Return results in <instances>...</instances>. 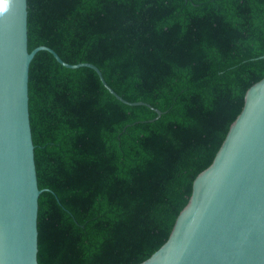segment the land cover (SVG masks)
Segmentation results:
<instances>
[{
    "label": "trees",
    "instance_id": "1",
    "mask_svg": "<svg viewBox=\"0 0 264 264\" xmlns=\"http://www.w3.org/2000/svg\"><path fill=\"white\" fill-rule=\"evenodd\" d=\"M39 264H140L264 78V0H28Z\"/></svg>",
    "mask_w": 264,
    "mask_h": 264
},
{
    "label": "water",
    "instance_id": "2",
    "mask_svg": "<svg viewBox=\"0 0 264 264\" xmlns=\"http://www.w3.org/2000/svg\"><path fill=\"white\" fill-rule=\"evenodd\" d=\"M0 14V264H39V189L30 107V66L40 52L68 70L90 69L101 85L129 106L90 64L68 65L51 49L29 52L28 0H5ZM264 58V55L263 57ZM140 264H264V78L245 105L212 164L194 181L188 205L166 244Z\"/></svg>",
    "mask_w": 264,
    "mask_h": 264
},
{
    "label": "clouds",
    "instance_id": "3",
    "mask_svg": "<svg viewBox=\"0 0 264 264\" xmlns=\"http://www.w3.org/2000/svg\"><path fill=\"white\" fill-rule=\"evenodd\" d=\"M6 10L5 0H0V14H3Z\"/></svg>",
    "mask_w": 264,
    "mask_h": 264
}]
</instances>
